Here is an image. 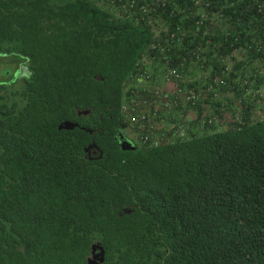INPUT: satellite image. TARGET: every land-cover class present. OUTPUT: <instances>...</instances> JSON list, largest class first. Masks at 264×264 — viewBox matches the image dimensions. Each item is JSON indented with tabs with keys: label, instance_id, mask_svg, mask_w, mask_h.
<instances>
[{
	"label": "trees",
	"instance_id": "16d2710c",
	"mask_svg": "<svg viewBox=\"0 0 264 264\" xmlns=\"http://www.w3.org/2000/svg\"><path fill=\"white\" fill-rule=\"evenodd\" d=\"M100 1L0 0V264H91L95 246L97 264H264V117L248 106L240 128L159 146L126 138L129 77L161 53L151 26ZM154 1L135 11L181 26L168 54L185 87L200 74L183 60L187 27L228 18L213 37L224 53L264 37L262 0H209L205 14L195 0ZM253 57L264 64V48ZM263 72L236 63L206 95L263 90Z\"/></svg>",
	"mask_w": 264,
	"mask_h": 264
},
{
	"label": "built area",
	"instance_id": "2783aa9c",
	"mask_svg": "<svg viewBox=\"0 0 264 264\" xmlns=\"http://www.w3.org/2000/svg\"><path fill=\"white\" fill-rule=\"evenodd\" d=\"M119 2L117 13L119 17H128L133 20H143L146 25L151 26L153 40L151 49L160 51V57L152 55L144 56L135 65L134 71L129 78L128 95L124 98L125 122L132 133V137L139 143L148 141L154 146L161 144H173L196 138L202 129L208 126L223 125L228 120V104L222 102L215 106V102L221 100L218 93L213 96L206 95L215 86L226 84V79L221 76H213L210 71L198 74L195 78L190 77L191 86L185 87L183 79L182 63H175L169 57V47L176 42L181 44L186 35L177 26L171 30L167 22L162 19H153L148 8L140 5V10L135 11L139 1L142 0H112ZM176 0H155L153 5L167 6L176 3ZM196 4L209 5L208 1L195 0ZM258 10L264 12V0L258 4ZM139 14V15H138ZM196 35L207 37L210 32L201 22L194 29ZM186 46V44H185ZM187 47V46H186ZM261 46H258V50ZM201 45L189 48L183 57L191 59L193 64L205 61L202 57ZM186 80V79H185ZM202 85V86H200ZM257 95L263 97V91ZM240 110L234 113L230 121L233 126H243L245 121Z\"/></svg>",
	"mask_w": 264,
	"mask_h": 264
},
{
	"label": "rangeland",
	"instance_id": "374dc122",
	"mask_svg": "<svg viewBox=\"0 0 264 264\" xmlns=\"http://www.w3.org/2000/svg\"><path fill=\"white\" fill-rule=\"evenodd\" d=\"M98 1L101 2L100 0H98ZM191 10L193 11V8ZM196 10H197L196 14L208 13V10H206L203 7H198V9H196ZM215 13L216 12H211V14H213V15H212L211 22L209 23V27H210V30L212 31L211 37H212L213 43L219 44L218 42H215L213 39L215 34L218 31H226L227 29H233L234 25L232 23H230V21H228L229 20L228 18H227V20H225L223 17H221L220 15L217 16ZM157 19L160 20L161 17H158ZM191 29H192V27H187L188 32H191ZM259 43L260 44L262 43L263 48H264V37L263 36H257L255 38H253L252 43H248L247 46L241 45V47H239V48H234V50H232L231 53L221 52L220 47H216L214 50H212L211 46L209 47L208 44H205V47H208L209 51H211V53H212V54H210L209 64H210V66H213L215 64L217 58H220L219 56L222 55L223 59H222L221 65H222V67L224 65L225 73L226 72L230 73L231 71H233L236 63H239L241 61H244L245 63L249 62L254 67L259 68L261 71H264L263 62L260 59L253 57V54L256 53V51L253 49ZM9 65H10V63H3L2 69L6 68ZM0 67H1V65H0ZM15 67L17 68V65H15ZM226 68H227V70H226ZM20 85H21L20 82H16L15 86L8 85L6 88H7V91L10 92L11 90H15ZM261 89H264V85L261 87ZM256 92H257V88L252 86L250 88H247V90L245 91L246 96H245V94L243 96L236 94V97H235L232 90H230V89L223 90L222 93H220V97H221L223 102H228V107H229L228 110L230 111L229 112L230 114L228 116V120L225 121L223 123V125H220V124L215 125L214 124L212 126H208L207 129L203 131V133L204 132H213L216 130H223V129L229 127L230 121L232 120V118H234V116H233L234 113L238 110H240V112L244 114V110L241 109L242 108V102L239 101L240 97H244L245 100L251 105V107L255 109V112L252 115L253 119L258 120V119H261L262 117H264V102H257L253 99V95ZM123 135L127 138L128 133L126 132V130L123 131ZM126 144L129 147L133 146V144H131V143H126ZM97 251L98 250H94L92 260L95 259V253H97Z\"/></svg>",
	"mask_w": 264,
	"mask_h": 264
},
{
	"label": "clouds",
	"instance_id": "9594fccd",
	"mask_svg": "<svg viewBox=\"0 0 264 264\" xmlns=\"http://www.w3.org/2000/svg\"><path fill=\"white\" fill-rule=\"evenodd\" d=\"M205 1H208V0H205ZM263 1V0H262ZM258 6V5H257ZM199 7H203V8H205L206 9V6L205 5H199ZM157 19V18H156ZM162 19V18H161ZM163 20V19H162ZM165 22V21H164ZM195 30L193 29L191 32H189L191 35H190V38L189 39H191V42H193V45H189L188 44V47L189 48H193V47H196L197 45H201L202 46V49H204V52H202V57H204L205 58V61H203V62H198V63H196L195 64V67L198 69V73H200V74H205L206 72H208V71H210L211 73L213 72V71H215L216 72V69H215V67H214V65L213 66H210V64H209V60H210V54H212L211 53V51H209V49H208V47H205V44H208V46L210 47H212L211 49L212 50H214L216 47H217V45H216V43H213V41H212V35H211V32H210V30H209V32H210V34L207 36V37H203L202 35H196L195 34V32H194ZM196 40H198L197 42H196ZM186 43H188V40H187V42ZM258 46H261V48H263V45H262V43L260 44H257L256 45V47H257V50L256 51H259L258 50ZM226 70H227V68H226ZM225 70L222 72V73H220V74H216L215 76H221V77H223L224 79H226V76H228L229 77V72H226L225 74ZM226 83H227V79H226ZM222 88L223 87H225V86H227V85H224V84H221L220 85ZM230 90H232V89H230ZM258 91H263V94H264V89L263 90H257V92ZM233 92V91H232ZM257 92L253 95V99L255 100V101H257V102H264V95H263V97H259L258 95H257ZM233 94H234V96L236 97V93L235 92H233ZM219 95V98L221 99V97H220V93L218 94ZM245 96H246V93H245ZM221 101H222V99H221ZM239 101L240 102H242V110H244V114L242 115L243 116V119H244V121L246 122V120L247 119H249V117L248 116H246V115H248V110H247V108L246 107H248V106H250V116H251V121H254L255 119H253V113L255 112V109L254 108H252L251 107V105L245 100V98L244 97H240L239 98ZM223 102V101H222ZM226 104H228V102H225ZM124 105H125V100H124ZM123 109H124V106H123ZM228 109H229V107H228ZM263 118V117H262ZM261 118V119H262ZM244 126V125H243ZM235 127H237V128H240L239 126H233V125H231L230 124V126L229 127H227V128H225V129H223V130H226V129H230V128H235ZM207 129V127L205 128V129H202L201 130V132H200V134L201 133H203V131L204 130H206ZM124 130H126L127 131V126H126V128H124ZM123 130V131H124ZM128 136H130L131 138H133L132 137V133L130 132V134H128Z\"/></svg>",
	"mask_w": 264,
	"mask_h": 264
},
{
	"label": "water",
	"instance_id": "95a60500",
	"mask_svg": "<svg viewBox=\"0 0 264 264\" xmlns=\"http://www.w3.org/2000/svg\"><path fill=\"white\" fill-rule=\"evenodd\" d=\"M125 146L126 147H129L126 143H125ZM132 147V146H131ZM94 250H98V248L95 246L94 247ZM102 255H103V252L101 251V250H98L97 251V253H95V259L94 260H91V264H97V262L99 261V260H103V257H102Z\"/></svg>",
	"mask_w": 264,
	"mask_h": 264
}]
</instances>
